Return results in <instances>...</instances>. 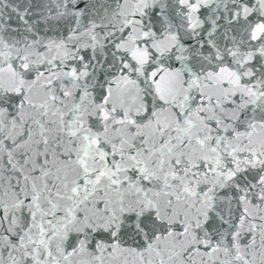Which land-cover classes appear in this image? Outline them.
Wrapping results in <instances>:
<instances>
[{"label":"snow or ice","instance_id":"snow-or-ice-1","mask_svg":"<svg viewBox=\"0 0 264 264\" xmlns=\"http://www.w3.org/2000/svg\"><path fill=\"white\" fill-rule=\"evenodd\" d=\"M0 264H264V0H0Z\"/></svg>","mask_w":264,"mask_h":264}]
</instances>
